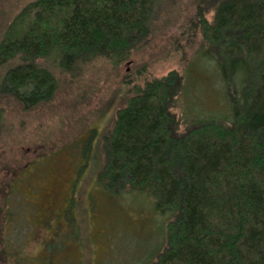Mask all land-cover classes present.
Listing matches in <instances>:
<instances>
[{"label": "trees", "instance_id": "obj_1", "mask_svg": "<svg viewBox=\"0 0 264 264\" xmlns=\"http://www.w3.org/2000/svg\"><path fill=\"white\" fill-rule=\"evenodd\" d=\"M192 2L189 26L219 70L223 112L195 109L185 70L145 75L103 138L98 181L113 194L144 193L163 218L158 245L138 264H264V0ZM177 3L29 1L0 42V63L9 64L0 98L30 109L97 61L119 67L152 41ZM3 123L0 107V130ZM24 193L16 177L0 184V264H58L69 246L63 240H81L76 204L64 213L70 230L58 226L45 241L32 218L39 206ZM38 242L43 253L33 249Z\"/></svg>", "mask_w": 264, "mask_h": 264}, {"label": "rangeland", "instance_id": "obj_2", "mask_svg": "<svg viewBox=\"0 0 264 264\" xmlns=\"http://www.w3.org/2000/svg\"><path fill=\"white\" fill-rule=\"evenodd\" d=\"M29 1L0 0V42L12 18ZM193 14L192 0H178L165 11L145 48L119 67L97 61L80 81L65 77L50 102L26 109L14 99L0 98V184L16 177L26 198L38 204L32 218L41 240H50L58 226L62 234L70 230L64 213L68 202L76 204L75 231L81 225V240H63L69 246L58 253V264H138L158 245L163 218L152 200L139 191L113 194L99 183L103 138L132 85L145 75L160 76L174 68L188 73L191 102L199 113L223 112L219 70L200 54L198 28L189 26ZM8 67L0 63V78ZM181 110L180 105L174 108ZM42 244H34V251L44 252Z\"/></svg>", "mask_w": 264, "mask_h": 264}]
</instances>
